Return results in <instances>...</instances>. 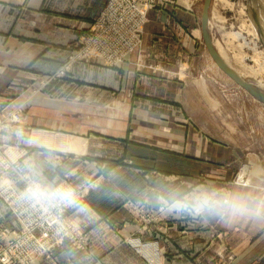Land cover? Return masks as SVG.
<instances>
[{
  "label": "crops",
  "instance_id": "1",
  "mask_svg": "<svg viewBox=\"0 0 264 264\" xmlns=\"http://www.w3.org/2000/svg\"><path fill=\"white\" fill-rule=\"evenodd\" d=\"M106 1L0 0V111L21 103L29 127L23 138L1 134L0 146L22 154L26 170L44 187L65 177L74 184L98 179L71 216L92 239L94 256L66 244L47 264H264V218L173 209L159 231L133 222L126 201L158 209L160 197L170 203L204 187L231 188L224 184L240 152L191 118L189 71L184 79L172 77L176 59L187 60L194 42L188 11L151 10L141 54L120 66L70 63L76 40ZM156 65L162 71L153 72ZM112 107L120 112L117 132L111 130ZM62 137L70 138L71 150L52 142ZM252 188L231 191L262 200ZM0 226H12L1 203ZM132 236L143 242L139 251L127 242ZM225 255L234 258L228 263Z\"/></svg>",
  "mask_w": 264,
  "mask_h": 264
},
{
  "label": "rangeland",
  "instance_id": "2",
  "mask_svg": "<svg viewBox=\"0 0 264 264\" xmlns=\"http://www.w3.org/2000/svg\"><path fill=\"white\" fill-rule=\"evenodd\" d=\"M113 1L114 0H107L102 10L97 14L95 18L99 16V14L103 11L106 5H111ZM133 1L136 0H130L131 3H133ZM148 1L149 4L155 6L153 10H167L168 8H180L188 11L192 15V23L190 24L191 26L189 29V33L192 41L194 42H192V44H190V46L188 47V50L190 49V52L188 53V59H184V61L182 60V62L186 64L184 65V67L182 65V62L179 63V60L181 59H176V68L178 67V69L175 73L172 74V77L176 79H184V71H189L190 76L188 95L190 98L189 114L191 118L202 121V128L209 137H212L217 141H221L238 147V150L240 152V162L238 163V166L233 169L234 173L232 175L231 180L225 183L224 185H231V188L234 186L246 189H250L251 187H253L252 189H255V191H257L256 194L260 195L259 197L264 199V103L254 98L250 93H248L242 87L237 85L224 72H222L212 60L204 44L201 29L202 10L205 0ZM258 1L212 0L210 8L208 10V31L218 54L222 57L224 62L244 80L254 84L258 89L264 91V72L262 75H255L251 72V70L248 69L252 66H255V68H257V65H255V61L252 59L254 57V53L248 47L251 46V44L249 45V43L254 38L253 32L255 31V28H257L254 24V17H252L253 15L250 7L252 6L255 12L257 11V13H264V4L260 3L261 1ZM257 2L260 4H257ZM145 25L143 27L142 38H144ZM87 31L84 34H86ZM235 34H239L241 35V37L233 36ZM254 40L257 42L259 51H264V44L262 43V41L257 38H254ZM242 44L248 46L246 47ZM142 49L143 42L141 48L132 54L140 55ZM241 54L245 55L243 60V63L245 64L244 66L235 60V57ZM75 61L81 60H74L73 62ZM89 61L98 64L100 63L102 65L105 64L93 60ZM107 63L112 64L111 61H108ZM178 63L180 64L179 66ZM104 66L110 67L107 65ZM150 68L153 72L158 70L162 71L161 69L157 68V65L155 67ZM18 108L23 114L22 104L17 103L9 106V108L4 110L6 111L5 117H9L10 113ZM119 118L120 112L118 111V109L112 107L111 130L114 132H117V127H119ZM48 136L49 135H45L46 139L44 140V145L49 142V140L47 139ZM62 139H60L61 144L59 143L60 140H58V138H53L52 142L56 144L57 148L71 150L70 138L62 137ZM8 153L12 154V152L10 151H8ZM249 162H256L257 164L261 165L262 173H259L258 175L255 174L252 176L250 173H247V177H251L253 179L252 183L248 184V182L246 181L247 177L241 178V173L243 168L250 164ZM97 180L98 179L89 178L83 183L74 184L68 179V181L75 186H80L86 183L92 184V188L84 192L82 199L83 202L79 207L87 203V200L90 198L91 193L97 186ZM231 188L225 186L221 187V189H227L230 191ZM124 204L129 209L132 215L133 222L137 225L142 224L141 221L138 220L142 214L148 215L149 218H151V220L153 221V227L150 228L147 226L144 228V226L142 225L141 229L143 231H159L161 230V227H166L169 222L168 215L166 213L172 212V210H169V201H167L164 197H160V205L158 209H152L148 207L145 203H135L133 201H126ZM77 208L78 207L71 211H68V215L71 222H73L71 218L72 211L76 210ZM3 209L7 213L4 206ZM137 215L139 217H137ZM74 225L77 226L76 224ZM77 227L86 232L81 227ZM138 238V236H132L127 238V242L132 244L137 251L141 249V246H138V243H140V245H142L143 243L140 242V239ZM91 240L92 239L90 238V242ZM147 242L149 243V241ZM151 243L154 244V242ZM70 248L74 249L75 247L70 246ZM53 257L50 260H47L46 262L51 261ZM223 258H226V255ZM233 258V255H227L226 261L230 263Z\"/></svg>",
  "mask_w": 264,
  "mask_h": 264
},
{
  "label": "built area",
  "instance_id": "3",
  "mask_svg": "<svg viewBox=\"0 0 264 264\" xmlns=\"http://www.w3.org/2000/svg\"><path fill=\"white\" fill-rule=\"evenodd\" d=\"M154 7L148 0L133 3L114 0L106 5L87 33L76 40L70 63L93 60L110 67L124 63L130 54L141 48L143 27ZM5 112L0 111V135L25 137L29 128L24 125L20 109L12 111L9 117H5ZM22 157V154H9L0 146V203L12 219L11 227L0 226V264H47L56 249L66 244L93 257L90 236L75 226L68 215V211L82 204L84 192L91 189L92 184L75 186L64 178L48 189L30 175ZM13 174L23 182L22 186L11 177ZM59 188H70L74 193L72 200L65 202L48 195H30L35 189L47 194ZM138 220L144 228L153 222L145 214Z\"/></svg>",
  "mask_w": 264,
  "mask_h": 264
},
{
  "label": "clouds",
  "instance_id": "4",
  "mask_svg": "<svg viewBox=\"0 0 264 264\" xmlns=\"http://www.w3.org/2000/svg\"><path fill=\"white\" fill-rule=\"evenodd\" d=\"M30 195L40 197L51 196L65 202L71 201L74 193L70 188H59L51 193H42L40 190H33ZM177 212H191L194 215L240 216L247 215L252 218H264V199L249 201L238 193L227 189L204 187L191 192L185 197L170 202L169 210Z\"/></svg>",
  "mask_w": 264,
  "mask_h": 264
},
{
  "label": "water",
  "instance_id": "5",
  "mask_svg": "<svg viewBox=\"0 0 264 264\" xmlns=\"http://www.w3.org/2000/svg\"><path fill=\"white\" fill-rule=\"evenodd\" d=\"M212 0H205L202 10V19H201V29L203 41L206 46L207 51L209 52L212 60L224 72L231 80H233L237 85L242 87L248 93H250L254 98L264 103V91L258 89L254 84L247 82L242 77H240L232 68H230L218 54L208 31V10L210 8ZM251 8V7H250ZM252 14L254 15V20L256 25L258 24L257 17H255L254 8H251Z\"/></svg>",
  "mask_w": 264,
  "mask_h": 264
},
{
  "label": "bare ground",
  "instance_id": "6",
  "mask_svg": "<svg viewBox=\"0 0 264 264\" xmlns=\"http://www.w3.org/2000/svg\"><path fill=\"white\" fill-rule=\"evenodd\" d=\"M251 1V0H250ZM254 1V0H253ZM258 1V0H257ZM261 1V2H260ZM258 2L264 4V0H260ZM257 4H260L258 3ZM251 4V2H250ZM255 4V5H257ZM264 7V6H263ZM252 8V6H251ZM250 8V9H251ZM252 11V10H251ZM255 12V10H254ZM253 15V14H252ZM254 17V15L252 16ZM255 17H257V20H258V24L256 25V22L254 20V24L256 25L257 28H255V31L253 32L254 34V38H257V39H260L262 41V43L264 44V13H257L256 11V14H255ZM259 17V19H258ZM254 19V18H253ZM253 24V26H254ZM261 25V26H260ZM233 36H236V37H241V35L239 34H235ZM254 38L250 41L249 45L251 44L250 47V50H252V52L254 53V57L252 58L254 61H255V65H257V68H255V66L253 67H250L248 68L249 70H251L252 73H254L255 75H262L263 72H264V51H259V48H258V45H257V42L254 40ZM238 39V38H237ZM243 41H244V38H243ZM242 45H245V44H242ZM246 46V45H245ZM248 46V45H247ZM246 46V47H247ZM222 51V50H221ZM223 52V51H222ZM244 57L245 55H238L235 57V60L242 64L243 66L245 65L243 62L244 60ZM65 146V145H64ZM257 160V159H256ZM250 161V160H249ZM250 163V164H249ZM248 166H245L242 170V173H241V178H246L247 177V173H250L251 176L252 175H255V174H259V173H262V169H261V165L257 164L256 162H249ZM264 172V171H263ZM249 174V175H250ZM256 177V176H255ZM248 178V179H247ZM246 178V181L249 183H252L253 179L251 177H247ZM241 180V179H240ZM262 180V179H261ZM244 181V180H243ZM246 183V182H245Z\"/></svg>",
  "mask_w": 264,
  "mask_h": 264
}]
</instances>
